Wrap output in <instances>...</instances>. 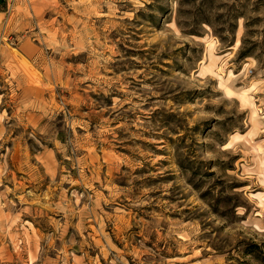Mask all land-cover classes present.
<instances>
[{"label":"rangeland","instance_id":"1","mask_svg":"<svg viewBox=\"0 0 264 264\" xmlns=\"http://www.w3.org/2000/svg\"><path fill=\"white\" fill-rule=\"evenodd\" d=\"M0 264H264V0H0Z\"/></svg>","mask_w":264,"mask_h":264}]
</instances>
